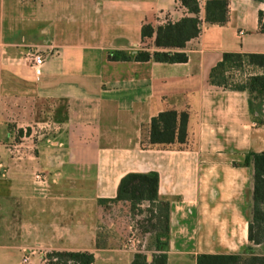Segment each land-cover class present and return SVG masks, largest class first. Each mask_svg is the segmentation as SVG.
I'll return each mask as SVG.
<instances>
[{
  "label": "crops",
  "instance_id": "1",
  "mask_svg": "<svg viewBox=\"0 0 264 264\" xmlns=\"http://www.w3.org/2000/svg\"><path fill=\"white\" fill-rule=\"evenodd\" d=\"M206 2L199 35L181 50L187 62L162 63L111 54L167 50L143 41L142 28L193 16L180 0H0V264L26 255L48 264L52 251L132 264L130 206L110 200L126 174L149 172L170 203L167 264L264 255L249 241L254 169L245 163L264 152V125L249 92L233 87L264 70H231L227 87L211 81L224 54H264V0H228L223 24L205 20ZM30 51L45 57L40 75ZM167 110L188 113V142L150 148V122ZM29 127L33 155L15 162L9 147Z\"/></svg>",
  "mask_w": 264,
  "mask_h": 264
},
{
  "label": "trees",
  "instance_id": "2",
  "mask_svg": "<svg viewBox=\"0 0 264 264\" xmlns=\"http://www.w3.org/2000/svg\"><path fill=\"white\" fill-rule=\"evenodd\" d=\"M262 1V0H259ZM181 5L193 16L184 17L178 22H169L156 29L148 24L142 28L143 41L154 37V45L164 51L141 50L130 56L124 52L111 54L113 61L155 60L162 63H184L187 55L181 50L186 43L200 33L199 0H180ZM229 12L228 0H207L205 5V20L212 24H223L227 21ZM260 32L264 33V13H259ZM244 65L259 67L264 70V54L226 53L223 60L212 70L213 84L227 87V73L240 69ZM236 90H247L250 94L251 112L264 125V73L249 78L245 86H233ZM188 113L167 110L153 117L149 126L150 148L181 149L188 142ZM246 164H252L253 196L251 220L249 222V241L255 246L264 247V152H252L246 157ZM160 177L157 172L128 173L120 181L117 195L110 202H123L130 206L131 212L146 206L145 212L151 216L148 220L153 228V241L147 245L146 251L134 255L132 264H167L169 239L170 203L159 197ZM100 202H104L101 200ZM252 251L249 248V251ZM147 252L153 254V260L148 262ZM48 264H94V255L90 252H59L52 251L47 255ZM198 264H264V255L252 252L246 255L212 256L202 255Z\"/></svg>",
  "mask_w": 264,
  "mask_h": 264
},
{
  "label": "built area",
  "instance_id": "3",
  "mask_svg": "<svg viewBox=\"0 0 264 264\" xmlns=\"http://www.w3.org/2000/svg\"><path fill=\"white\" fill-rule=\"evenodd\" d=\"M27 60L29 61L30 67L36 75L41 74V67L45 62V57L37 52L30 51L26 55ZM32 133L29 134L28 129H22L23 134L21 138L14 142L9 147V152L11 158L15 162H21L24 160H28L33 155L34 147H35V137L34 133L38 134L37 132H33V127H29ZM34 179L37 182H45L46 175L40 172L34 174ZM23 264H29V255H26L23 258Z\"/></svg>",
  "mask_w": 264,
  "mask_h": 264
},
{
  "label": "rangeland",
  "instance_id": "4",
  "mask_svg": "<svg viewBox=\"0 0 264 264\" xmlns=\"http://www.w3.org/2000/svg\"><path fill=\"white\" fill-rule=\"evenodd\" d=\"M145 210L146 206L139 207L134 212L130 210L126 221L128 243L134 244L138 251H146L147 245L153 241V228L148 220L151 216ZM147 254L153 255L151 252Z\"/></svg>",
  "mask_w": 264,
  "mask_h": 264
},
{
  "label": "water",
  "instance_id": "5",
  "mask_svg": "<svg viewBox=\"0 0 264 264\" xmlns=\"http://www.w3.org/2000/svg\"><path fill=\"white\" fill-rule=\"evenodd\" d=\"M148 257H149V259H152V256L151 255H149Z\"/></svg>",
  "mask_w": 264,
  "mask_h": 264
}]
</instances>
